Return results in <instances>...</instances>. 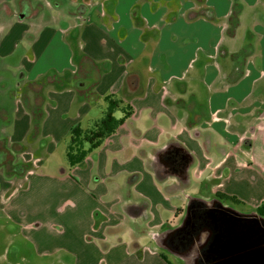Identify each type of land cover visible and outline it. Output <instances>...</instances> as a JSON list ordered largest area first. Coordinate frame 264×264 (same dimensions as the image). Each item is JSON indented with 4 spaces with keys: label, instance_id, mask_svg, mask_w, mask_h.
Here are the masks:
<instances>
[{
    "label": "crops",
    "instance_id": "obj_1",
    "mask_svg": "<svg viewBox=\"0 0 264 264\" xmlns=\"http://www.w3.org/2000/svg\"><path fill=\"white\" fill-rule=\"evenodd\" d=\"M10 21L0 264H203L157 239L189 198L264 205V0H0ZM107 96L128 115L70 166Z\"/></svg>",
    "mask_w": 264,
    "mask_h": 264
},
{
    "label": "water",
    "instance_id": "obj_2",
    "mask_svg": "<svg viewBox=\"0 0 264 264\" xmlns=\"http://www.w3.org/2000/svg\"><path fill=\"white\" fill-rule=\"evenodd\" d=\"M189 231L180 238L188 245L193 236L207 230L203 244L206 264H264V220L255 213L243 214L221 206L187 209ZM185 226V227H186Z\"/></svg>",
    "mask_w": 264,
    "mask_h": 264
},
{
    "label": "trees",
    "instance_id": "obj_3",
    "mask_svg": "<svg viewBox=\"0 0 264 264\" xmlns=\"http://www.w3.org/2000/svg\"><path fill=\"white\" fill-rule=\"evenodd\" d=\"M238 14L239 7L234 6L229 16V27L227 29V34L229 35L234 34L235 28L238 24ZM105 101L107 105L102 116L95 120L88 128L82 129L79 126H74L70 129L69 139L65 150L66 160L70 166L81 164L84 161L86 154L92 149L98 147L108 135L115 131L119 124L128 115L126 108L121 107L122 110L126 111L124 112L123 117L116 118L114 112L120 107L119 100L107 96L105 97ZM215 199V206H221V201L227 200L230 201V203L239 204V200L232 196L216 195ZM205 203V200L198 197H191L187 202L186 209H192V206H203ZM229 209L234 211L232 208ZM257 214L264 220V205H261L257 209Z\"/></svg>",
    "mask_w": 264,
    "mask_h": 264
},
{
    "label": "flooded vegetation",
    "instance_id": "obj_4",
    "mask_svg": "<svg viewBox=\"0 0 264 264\" xmlns=\"http://www.w3.org/2000/svg\"><path fill=\"white\" fill-rule=\"evenodd\" d=\"M215 204L216 203L212 201V202H207L200 207L202 210H208L211 207H215ZM186 211L187 209L185 208L184 216L182 217L178 227H176L175 229H171V230L167 229L166 231H163L161 234L158 235L157 239L159 241V244L164 245L173 251L181 253L182 255L186 256L192 261V260H196L198 254L204 255L205 249L203 248V244L207 238L208 233L207 230H205L204 228L200 232H198V234L193 236L192 241L188 245L181 246L180 238H182L189 231L188 225L187 226L185 225L186 222H188V218L186 217L187 216ZM203 264L206 263L203 262Z\"/></svg>",
    "mask_w": 264,
    "mask_h": 264
},
{
    "label": "rangeland",
    "instance_id": "obj_5",
    "mask_svg": "<svg viewBox=\"0 0 264 264\" xmlns=\"http://www.w3.org/2000/svg\"><path fill=\"white\" fill-rule=\"evenodd\" d=\"M238 7V6H237ZM1 19L2 20H4V22L5 23H7L11 18H9V19H4L3 18V16H1ZM2 23H3V21H2ZM1 23V24H2ZM4 23V24H5ZM12 24H14L13 23V21H10V23L8 24V26H5L3 29H0V39L2 40V39H4L1 43H5L6 45H7V47H9L10 45H13V43H16V40L17 39H15V40H13V43L9 40V39H7L6 38V36H8V34L10 33V31H11V29H12V27H14ZM2 31V32H1ZM12 33V34H11ZM11 35H12V38L14 37V35L15 34H13V32L11 31ZM17 43H19L18 44V46H19V49H22V47L25 45V43H23L22 41H20V42H17ZM6 45H5V47H6ZM5 49V48H4ZM244 49L246 50V46L244 47ZM245 52V51H244ZM243 54V53H242ZM12 70V69H11ZM10 70V71H11ZM11 72H9L8 74H9V76H11V74H10ZM11 82H13V79L11 80ZM11 88V89H10ZM10 90H13V91H16L17 89H16V87L14 86V85H10ZM7 104H9V105H11V101L9 100L8 101V99H6V105ZM233 204V206H236V208L238 209V210H243V209H249V208H247V206L246 205H239V204H235V203H232ZM242 204V203H241ZM181 206V205H180ZM182 208V214L181 215H177V219L175 220V221H178L179 223H176V224H180V221H181V219H182V217L184 216V212H185V206H183V207H181ZM234 208V207H233ZM235 208V209H236ZM178 210H180V208L178 209ZM171 220H174L173 219V217H171L170 218V221Z\"/></svg>",
    "mask_w": 264,
    "mask_h": 264
}]
</instances>
